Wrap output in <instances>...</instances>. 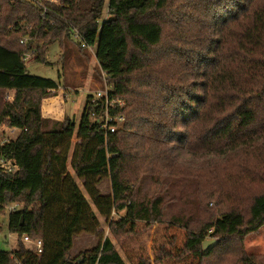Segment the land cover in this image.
I'll list each match as a JSON object with an SVG mask.
<instances>
[{
	"label": "trees",
	"instance_id": "1",
	"mask_svg": "<svg viewBox=\"0 0 264 264\" xmlns=\"http://www.w3.org/2000/svg\"><path fill=\"white\" fill-rule=\"evenodd\" d=\"M74 29L117 102L109 114L125 117L114 133L92 97L79 124L43 117V100L62 83L29 74L24 57L52 66L48 48L77 40ZM2 126L21 131L0 147V212L20 203L9 229L41 240L43 252L19 240L0 264H127L109 238L70 252L77 236L99 235L102 220L118 236L174 207L170 224L190 231L186 250L209 258L264 223V195L245 217L246 184L264 183V0H0ZM208 239L219 244L205 254Z\"/></svg>",
	"mask_w": 264,
	"mask_h": 264
},
{
	"label": "rangeland",
	"instance_id": "2",
	"mask_svg": "<svg viewBox=\"0 0 264 264\" xmlns=\"http://www.w3.org/2000/svg\"><path fill=\"white\" fill-rule=\"evenodd\" d=\"M104 18H106V11ZM34 46L36 49L41 46V43L35 42ZM47 54L48 62L52 66L37 62L34 55L26 65L29 74L62 83L56 96L43 100V117L51 123L73 118L79 124L88 98L98 99V93L105 94L107 88L110 90L107 78L100 69L92 48L82 49L80 40L73 39L66 44L65 48L55 44L48 48ZM17 133L11 135V138L16 139ZM74 141L78 142L77 139ZM99 189L103 194H110V179H105L99 185ZM142 190L150 195L156 191L149 181L144 184ZM260 195H264V183L246 184L245 217L247 222L251 219L254 200ZM180 208L168 209L160 223L138 222L133 231L120 232L118 236H114L110 224L102 220L99 235L81 234L75 238L70 257L74 258L90 251L102 240L109 238L115 243L127 264H240L239 261L243 256H254L260 264L264 262V223L257 233L243 240L231 241L225 249L213 253L209 258L200 261L194 255L189 254L185 245L190 238V231L179 225L170 224L169 220L171 214L179 212ZM186 209L191 210L189 206ZM123 215L124 213H120L112 219L118 221ZM200 217L204 218V215L200 214ZM19 240L20 235L9 229V212L7 210L0 212V251L17 250ZM28 246L33 249V245ZM182 252L185 256H181Z\"/></svg>",
	"mask_w": 264,
	"mask_h": 264
},
{
	"label": "built area",
	"instance_id": "3",
	"mask_svg": "<svg viewBox=\"0 0 264 264\" xmlns=\"http://www.w3.org/2000/svg\"><path fill=\"white\" fill-rule=\"evenodd\" d=\"M48 2H56V0H48ZM74 38L82 41V47L83 48H90L89 46H87L86 43L83 42L81 34L79 33V31L77 29H74ZM22 43H24V42H22ZM32 55H33L32 53L25 55L24 61L26 62V64ZM10 93H12V95ZM14 94H15L14 91L8 92L6 95V100L7 101H13ZM97 96H98L99 100L104 101L105 107H106V112H105V115L102 119V125H101L102 128L105 129L106 131L109 130L112 133L120 130L124 125L125 117H123V116L113 117L109 114V111H108L109 107L110 106L112 107L117 103V102H111L109 100V89L107 88L105 94L98 93ZM98 99L93 100V102H95ZM118 103L121 104V102H118ZM114 121H116V124H113ZM20 131L21 130H19L18 128H15V127L14 128H8L6 126L0 127V147L9 143L12 140L11 135L15 134L16 132H18L17 134H19ZM5 163L6 162L4 161L3 157L0 156V164H5ZM8 165H9V171H11L12 170L11 163L8 162ZM22 208H23V206L20 203H9V204H6L4 206V209L7 210L9 212V214L14 213V212H19L22 210ZM20 240L24 243L33 245L34 253H36L37 255L42 254L43 243L41 240H32L27 235H24Z\"/></svg>",
	"mask_w": 264,
	"mask_h": 264
},
{
	"label": "water",
	"instance_id": "4",
	"mask_svg": "<svg viewBox=\"0 0 264 264\" xmlns=\"http://www.w3.org/2000/svg\"><path fill=\"white\" fill-rule=\"evenodd\" d=\"M218 244H219V241H218V240H214V239L206 240V241L203 243V250H204V253H205V254H208V253H209L212 249H214Z\"/></svg>",
	"mask_w": 264,
	"mask_h": 264
}]
</instances>
